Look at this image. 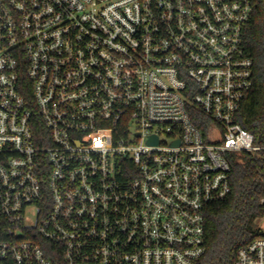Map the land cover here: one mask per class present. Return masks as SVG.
Returning a JSON list of instances; mask_svg holds the SVG:
<instances>
[{"label": "built area", "instance_id": "obj_1", "mask_svg": "<svg viewBox=\"0 0 264 264\" xmlns=\"http://www.w3.org/2000/svg\"><path fill=\"white\" fill-rule=\"evenodd\" d=\"M252 11L253 0H0V264L203 256L229 157L264 150L236 122ZM259 203L233 264H264Z\"/></svg>", "mask_w": 264, "mask_h": 264}, {"label": "trees", "instance_id": "obj_2", "mask_svg": "<svg viewBox=\"0 0 264 264\" xmlns=\"http://www.w3.org/2000/svg\"><path fill=\"white\" fill-rule=\"evenodd\" d=\"M243 43L246 55L253 61V77L236 122L264 146V0H253ZM191 120L205 134V117L192 109ZM42 132L37 129L36 134ZM229 164L231 191L223 200L205 208V253L195 264H233L237 251L257 232L263 214L259 201L264 196V150L256 156L233 153Z\"/></svg>", "mask_w": 264, "mask_h": 264}]
</instances>
